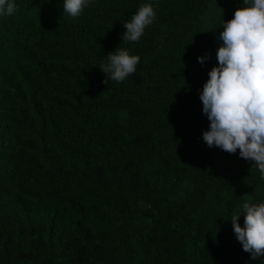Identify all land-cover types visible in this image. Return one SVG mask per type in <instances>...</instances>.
<instances>
[{"label": "trees", "instance_id": "trees-1", "mask_svg": "<svg viewBox=\"0 0 264 264\" xmlns=\"http://www.w3.org/2000/svg\"><path fill=\"white\" fill-rule=\"evenodd\" d=\"M14 3L0 15V264H264L230 222L264 201V178L202 138L200 93L243 0H89L76 18L63 0ZM141 4L153 22L121 41ZM117 46L140 62L106 84Z\"/></svg>", "mask_w": 264, "mask_h": 264}, {"label": "clouds", "instance_id": "clouds-1", "mask_svg": "<svg viewBox=\"0 0 264 264\" xmlns=\"http://www.w3.org/2000/svg\"><path fill=\"white\" fill-rule=\"evenodd\" d=\"M89 0H63V11L78 17ZM231 19L223 20L217 49L218 66L208 73L200 93L202 111L209 120L202 133L209 147H219L245 160H251L264 178V0H243ZM17 10L14 0H0V15ZM156 16L151 4H141L131 19L124 22L121 34L125 42H137ZM107 63L100 65L104 83H122L135 73L138 55L118 46L109 52ZM200 63L204 57H197ZM244 215V226L238 222ZM233 232L251 259L264 256V201L246 200L241 211L231 216Z\"/></svg>", "mask_w": 264, "mask_h": 264}]
</instances>
